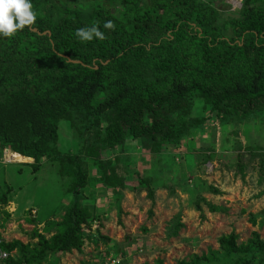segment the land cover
<instances>
[{
	"label": "trees",
	"instance_id": "trees-1",
	"mask_svg": "<svg viewBox=\"0 0 264 264\" xmlns=\"http://www.w3.org/2000/svg\"><path fill=\"white\" fill-rule=\"evenodd\" d=\"M78 1L94 5L86 12ZM30 3L35 23L12 37L0 35V151L8 148L32 159L33 163L22 165L35 174L45 161L56 164L61 176L69 178L72 198L60 221L28 219L35 226L44 223L43 232L51 236L34 228L26 234L30 240L25 244L3 243L11 256L2 264H57L58 259L52 260L56 255L83 254L85 242L93 241L86 232L99 221L94 205L89 208L81 202L83 190L93 180L113 194L122 189L145 192L154 205L150 178L137 174V186L131 187L116 168L108 170L111 165L99 158L101 152L139 140L158 160L189 138L191 130L202 127L206 114L215 113L219 124H225L254 113L264 124V0H242L241 8L228 17H222L214 1L201 0ZM107 21L115 28L106 29ZM93 26L104 33V40L81 41L75 35L77 29ZM197 101L202 103L203 115L196 117L192 113ZM229 102L241 103L245 113H222L223 104ZM77 116L88 122V130L96 128L94 142L83 150L96 167V179L90 178L79 154H63L56 147L60 122ZM234 158L239 173L257 161L259 179L264 178V152ZM4 187L1 209L12 200V187ZM193 196V206L201 215L203 206L211 213L224 211L200 192ZM257 218L264 228V209L250 216L252 225ZM237 239L233 231L218 239L223 264H264V239L257 233L240 245ZM207 260L220 258L216 253L201 258ZM153 264L164 262L157 259Z\"/></svg>",
	"mask_w": 264,
	"mask_h": 264
},
{
	"label": "rangeland",
	"instance_id": "rangeland-1",
	"mask_svg": "<svg viewBox=\"0 0 264 264\" xmlns=\"http://www.w3.org/2000/svg\"><path fill=\"white\" fill-rule=\"evenodd\" d=\"M201 1H214L222 9V17L235 14L242 3V0ZM76 3L86 12L94 5L92 1ZM222 109V113H245L239 102L223 104ZM192 115H203L201 102L193 104ZM205 116L202 127L191 130L189 138L171 153L160 154L158 160L139 140H129L115 150L101 152L99 158L111 165L108 170L116 168L117 174L131 187L137 186V174L149 177L155 194L154 205L145 192L122 189L120 194H113L100 182L91 181L83 190L81 202L89 208L94 205V213L98 215L99 230L90 233L97 243L88 240L83 254H59L52 260L58 259L57 264H89L106 251L115 254L128 251L131 256L126 264H153L157 259L164 264L178 260L223 264L220 237L233 231L238 236V245L253 233L264 239L260 220L257 218L255 225L249 221L251 215H259L264 209V178L259 179L257 161L239 173L234 158L237 154L264 152L263 119L252 113L245 114L242 121L219 124L215 113ZM80 118L60 122L56 147L63 154H79L87 163L90 178L96 179V167L83 155L84 148L94 142L96 128L88 130V122ZM202 155L212 159L207 161ZM31 169L28 165L0 162V189H5L4 184L13 189L11 202L0 208V237L4 241L25 244L30 240L26 234L34 228L49 238L51 235L43 232L44 223L35 226L27 220L60 221L64 207L72 198L67 186L69 178L61 176L56 164L45 161L36 174ZM209 187L219 194L211 192ZM196 192L224 211L211 213L203 206L201 215L193 206ZM97 223L92 225L96 228ZM111 245L115 248L111 249ZM212 253L219 256V262L201 261L204 256L211 258Z\"/></svg>",
	"mask_w": 264,
	"mask_h": 264
},
{
	"label": "clouds",
	"instance_id": "clouds-1",
	"mask_svg": "<svg viewBox=\"0 0 264 264\" xmlns=\"http://www.w3.org/2000/svg\"><path fill=\"white\" fill-rule=\"evenodd\" d=\"M35 20L36 13L32 11L30 0H0V35L12 37L18 30L34 24ZM104 27L114 29L115 25L111 21H107ZM75 35L81 41H91L93 38L104 40L106 38L98 26L77 29Z\"/></svg>",
	"mask_w": 264,
	"mask_h": 264
},
{
	"label": "built area",
	"instance_id": "built-area-1",
	"mask_svg": "<svg viewBox=\"0 0 264 264\" xmlns=\"http://www.w3.org/2000/svg\"><path fill=\"white\" fill-rule=\"evenodd\" d=\"M16 154L10 151L7 148H3L0 151V162L3 164H11V163H19L16 161ZM96 224V222H94ZM95 226L92 225L91 231L93 233L95 232L94 230ZM91 231H87L86 235H89ZM91 235V234H90ZM8 242L4 241L0 237V264H2L9 256H11V252L6 251L3 247L2 244ZM142 250L139 249L138 252L140 253ZM131 254L128 251H123L119 254L115 253H109L103 260L99 259L97 261H93L90 264H126L127 261H129Z\"/></svg>",
	"mask_w": 264,
	"mask_h": 264
},
{
	"label": "bare ground",
	"instance_id": "bare-ground-1",
	"mask_svg": "<svg viewBox=\"0 0 264 264\" xmlns=\"http://www.w3.org/2000/svg\"><path fill=\"white\" fill-rule=\"evenodd\" d=\"M15 154H16V156H15L16 157V161H18V162H31L32 161V159L25 158V157H23V156H21V155H19L17 153H15Z\"/></svg>",
	"mask_w": 264,
	"mask_h": 264
},
{
	"label": "water",
	"instance_id": "water-1",
	"mask_svg": "<svg viewBox=\"0 0 264 264\" xmlns=\"http://www.w3.org/2000/svg\"><path fill=\"white\" fill-rule=\"evenodd\" d=\"M77 63H79V62H77Z\"/></svg>",
	"mask_w": 264,
	"mask_h": 264
}]
</instances>
